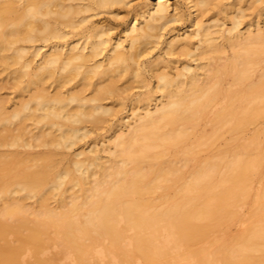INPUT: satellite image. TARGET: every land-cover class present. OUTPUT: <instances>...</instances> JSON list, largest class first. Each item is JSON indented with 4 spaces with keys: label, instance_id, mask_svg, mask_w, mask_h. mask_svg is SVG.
<instances>
[{
    "label": "bare ground",
    "instance_id": "1",
    "mask_svg": "<svg viewBox=\"0 0 264 264\" xmlns=\"http://www.w3.org/2000/svg\"><path fill=\"white\" fill-rule=\"evenodd\" d=\"M0 264H264V0H0Z\"/></svg>",
    "mask_w": 264,
    "mask_h": 264
},
{
    "label": "rangeland",
    "instance_id": "2",
    "mask_svg": "<svg viewBox=\"0 0 264 264\" xmlns=\"http://www.w3.org/2000/svg\"><path fill=\"white\" fill-rule=\"evenodd\" d=\"M171 1L175 2V1H179V0H171ZM178 24H179V23H178ZM45 49H46V48H45ZM45 49H44V50H45ZM42 50H43V49H42ZM44 50H43V51H44ZM135 90H136V89H135ZM137 90H138V89H137ZM126 105H127V106L129 105V106H128V107L125 106V108H124L125 113H124V110H123V115H126V114L129 112L128 109H129V107H130V103L127 101ZM126 108H127V109H126ZM127 111H128V112H127ZM126 112H127V113H126Z\"/></svg>",
    "mask_w": 264,
    "mask_h": 264
}]
</instances>
